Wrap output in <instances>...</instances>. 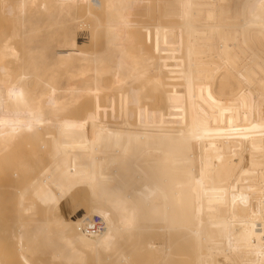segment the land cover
I'll return each mask as SVG.
<instances>
[{
  "label": "bare ground",
  "instance_id": "6f19581e",
  "mask_svg": "<svg viewBox=\"0 0 264 264\" xmlns=\"http://www.w3.org/2000/svg\"><path fill=\"white\" fill-rule=\"evenodd\" d=\"M32 5L0 75V264H264V0Z\"/></svg>",
  "mask_w": 264,
  "mask_h": 264
},
{
  "label": "rangeland",
  "instance_id": "374dc122",
  "mask_svg": "<svg viewBox=\"0 0 264 264\" xmlns=\"http://www.w3.org/2000/svg\"><path fill=\"white\" fill-rule=\"evenodd\" d=\"M33 4H35L36 7L39 6V0H35L34 2L30 0H10L8 1V4H16L15 10H0V49L1 52L4 54L7 53L6 57H2L0 59V62L2 61V64H0V72H1V81L3 78L5 81L12 76H15L18 74V66L20 65V62H24L25 65L31 61V59L28 58V56L24 59H16L17 53H20L23 49H25V40L31 39V36H33V31L30 29L23 30L18 24L17 20L18 18L23 14L26 16H30L31 13H33ZM122 4H125L124 2H121ZM54 31L51 30L50 34ZM44 32L41 31V34L43 35ZM43 43V42H41ZM45 43H47L45 41ZM30 57V56H29ZM5 62H7L5 64ZM25 80V79H24ZM28 82V80H25ZM12 80L6 83L10 88H13L11 84ZM3 83V81H2ZM14 92H10L9 97L16 94L15 88ZM19 94V93H18ZM19 99V98H17ZM28 136H31V134H28Z\"/></svg>",
  "mask_w": 264,
  "mask_h": 264
},
{
  "label": "built area",
  "instance_id": "2783aa9c",
  "mask_svg": "<svg viewBox=\"0 0 264 264\" xmlns=\"http://www.w3.org/2000/svg\"><path fill=\"white\" fill-rule=\"evenodd\" d=\"M103 229V224L100 221L90 220L82 226V231L87 235H97Z\"/></svg>",
  "mask_w": 264,
  "mask_h": 264
}]
</instances>
